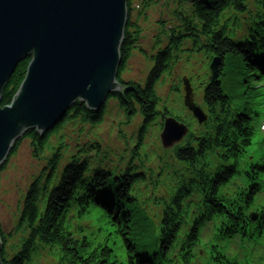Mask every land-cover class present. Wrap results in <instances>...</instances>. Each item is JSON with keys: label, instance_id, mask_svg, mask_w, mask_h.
<instances>
[{"label": "trees", "instance_id": "obj_1", "mask_svg": "<svg viewBox=\"0 0 264 264\" xmlns=\"http://www.w3.org/2000/svg\"><path fill=\"white\" fill-rule=\"evenodd\" d=\"M136 1L128 2V24L121 47L118 80L123 89L109 101H116L129 120L139 115L143 118L137 148L132 152L140 167L133 163L122 171L105 169L109 158L106 154L102 158L100 142L80 144L84 136L95 138L92 131L104 123L106 107L92 112L78 101L53 131L44 136L38 130L28 132L15 144L13 156L22 140H29L34 159L43 161L46 156L47 166L28 190L17 226L24 236L10 258L5 249L8 239L0 227L3 264H28L40 250L54 253L58 264H172L174 259L181 264H197L192 261L194 248L205 225L215 219H222V224L230 228L224 236H218L205 264H239L237 258L230 259L222 252L221 244L238 235L249 240L261 238L258 228L250 224L248 213L262 194L259 181L264 175V160L260 161L264 156L262 112L258 108L264 98V61L259 59L264 55V0H207L205 5L198 0H176L175 24L161 33L167 44L153 57L154 68L145 85L125 81L121 76L133 54L144 53L140 47L143 29L133 21ZM154 3L155 0L142 1L138 8L141 16ZM161 26L165 29L164 22ZM157 44L162 46L161 38ZM195 53L211 60L220 58L221 76L217 81L204 77L201 84L207 122L199 126L188 112L185 117H178L191 132L183 144L166 152L167 158L159 164L163 191L150 186L153 177H148L143 162L146 156L140 152L149 129L159 118L172 115L167 108L159 111L162 101L158 85L165 75L173 74L184 55ZM30 62L18 67L3 91V108L12 104ZM232 76L236 79L232 80ZM226 79L232 80L229 86ZM250 85L254 95L245 94L250 102L234 105L232 89ZM255 85L260 86L258 93ZM68 128L79 138L74 155H69L70 147L63 136ZM252 148L258 153L248 160L246 154ZM239 178L244 180L234 189L236 192H224ZM74 205L80 217L92 207L105 212L110 228L104 244L87 237L80 239L73 232L67 219ZM153 207L160 211L159 217ZM257 210H263V206ZM262 224L260 220L259 225ZM156 233L157 239L151 237ZM115 239L124 244V260H118L113 243H109Z\"/></svg>", "mask_w": 264, "mask_h": 264}, {"label": "water", "instance_id": "obj_2", "mask_svg": "<svg viewBox=\"0 0 264 264\" xmlns=\"http://www.w3.org/2000/svg\"><path fill=\"white\" fill-rule=\"evenodd\" d=\"M128 2L0 0V169L28 132L38 130L44 136L53 131L78 101L101 112L122 91L118 76ZM27 60L26 78L12 104L3 108V91ZM220 68L221 59L214 58L211 81L219 79ZM183 82L185 107L203 125L208 116L195 103L190 81ZM189 132L185 124L166 118L160 135L163 148L173 149ZM3 250L0 236V264Z\"/></svg>", "mask_w": 264, "mask_h": 264}, {"label": "rangeland", "instance_id": "obj_3", "mask_svg": "<svg viewBox=\"0 0 264 264\" xmlns=\"http://www.w3.org/2000/svg\"><path fill=\"white\" fill-rule=\"evenodd\" d=\"M142 1L144 0H137L134 3L133 7L136 9L133 13V21L139 23L143 29V40L141 41L140 47L144 53L135 52L121 76L125 81H135L136 83L145 85L150 72L154 68L153 57L167 44V38H164V35L160 37L161 33H163V30L167 31L175 24L174 13L178 9V5L176 0H155V3L146 11L144 17L140 14L142 10L138 9ZM161 22H164L165 29L161 26ZM160 38L163 42L162 46H160L161 44H157ZM210 64L211 59L205 54L195 53L192 55H184L173 74L165 75L157 87V92L162 101L159 111L167 108L176 119L186 116L187 110L184 107V79L191 80L190 85L193 88L195 102L202 106L203 89L201 88V84H203L204 77L208 78L211 75L209 69ZM231 79L235 80L236 76H232ZM232 80L227 81L226 79L225 82L229 86ZM251 89L252 85L249 88L244 86L242 88L232 89L231 95L234 99V105H242L244 100H246L243 97L246 93H250L251 96L254 95ZM256 92L258 93V89ZM162 122L160 119L157 120L155 126L150 128L149 132L144 135L143 143L145 145L141 148L140 155L146 156L145 158L143 157L144 167L147 169L148 177H153L152 181L154 183L152 185L150 184V186L153 188L156 186L165 191L163 187L164 178H158V175L161 176L159 164L168 156L166 155L167 151L163 149L160 141ZM141 126H143V118L141 115L129 120L120 111L117 102L111 100L106 106L104 123L100 128L92 131L96 139H86L84 136L80 144L85 145L89 144V141H99L103 152L102 158L105 157V154L109 158V161L104 164L105 169L118 168L122 171L133 163L137 167H140L138 158H135V154L132 152L136 151ZM68 129L63 132V136L66 137V143L70 147L69 155H74L79 145V138L72 128ZM55 143H57V140H54ZM14 151L13 149L10 158L6 162L5 169L0 172V227L8 239L5 244V249L9 258L13 256L15 246L18 245L20 239L24 236V233L20 229L18 230L17 226L22 215L23 204L28 190L34 180L47 166V162L44 160L46 156L43 161L34 159L31 142L29 140L23 139L13 156ZM158 194L160 195L162 193L159 192ZM146 199V197L143 198L142 202ZM152 210L154 214L158 217L160 216L158 209L153 207ZM99 226L105 231L109 229L103 211L99 207H92L89 216L82 218L74 224L77 230L82 229V233L85 232L92 237L101 239L102 233L100 230L97 231ZM210 236L211 231L205 236L206 241ZM79 238L82 239V236ZM119 245H122V243H119ZM235 248H238V243L229 245L228 252L230 256L236 254ZM197 255L199 261L205 263V253L203 251H197ZM28 264H58V260L50 250H40Z\"/></svg>", "mask_w": 264, "mask_h": 264}]
</instances>
